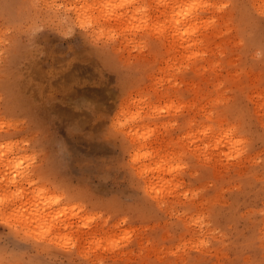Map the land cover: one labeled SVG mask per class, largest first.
I'll list each match as a JSON object with an SVG mask.
<instances>
[{
  "label": "rangeland",
  "instance_id": "rangeland-1",
  "mask_svg": "<svg viewBox=\"0 0 264 264\" xmlns=\"http://www.w3.org/2000/svg\"><path fill=\"white\" fill-rule=\"evenodd\" d=\"M177 1L0 0V264H264V0Z\"/></svg>",
  "mask_w": 264,
  "mask_h": 264
},
{
  "label": "bare ground",
  "instance_id": "bare-ground-1",
  "mask_svg": "<svg viewBox=\"0 0 264 264\" xmlns=\"http://www.w3.org/2000/svg\"><path fill=\"white\" fill-rule=\"evenodd\" d=\"M118 1H119V0H118ZM175 1H176V2H179V1H177V0H175ZM176 2H175V3H176ZM175 3L172 5V7H174ZM180 3H181V2H180ZM117 4H118V3H117ZM201 4H202V2H201ZM88 5H89V4H88ZM103 5L106 6V3L103 4ZM120 5H121V4H120ZM176 5H177V4H176ZM181 5H182V3H181ZM196 5H197V4H196ZM89 6H91V5H89ZM105 6H103V7H105ZM111 6H112V5H111ZM111 6H108V7L110 8ZM178 6H179V3H178ZM178 6H177V10H178L179 13L177 12V10H176L175 8H172V9H175V10H174V12H176L175 16L180 20V19L182 18L183 8H181V6H179V7H178ZM186 6H187V5H186ZM186 6L184 7V5H182V7H184V12H188V13H189V11L185 10ZM197 6H199V4H198ZM85 7H86V8H83V11H86V9H87V5H85ZM188 7H189V6H188ZM188 7H187V8H188ZM105 8H107V6H106ZM116 8H118V7L116 6ZM180 8L182 9V11H179ZM187 8H186V9H187ZM197 8H198V7H197ZM77 9H78V8H77ZM107 9H108V8H107ZM118 9H119V8H118ZM181 9H180V10H181ZM188 9H190V8H188ZM81 10H82V9H81ZM81 10H80V11H81ZM109 11H110V9H109ZM111 11H112V10H111ZM172 11H173V10H172ZM192 11H193V10H192ZM107 12H108V11H107ZM181 12H182V13H181ZM84 13H85V12H84ZM84 13H83V14H84ZM100 13H101V11H100ZM102 13H103V11H102ZM110 13H111V12H109V15H111ZM113 13H114V12H113ZM177 13L180 14L179 17L177 16V15H178ZM191 13H192V12H190L189 14H191ZM80 14H81L82 16H85V15H86V13L83 15L82 12H81ZM106 14H107V13H104V17H105ZM186 14H187V13H186ZM186 14L183 13V15H186ZM189 14H188V15H189ZM193 14H194V13H193ZM87 15L90 16V14H88V12H87ZM101 15H102V14H101ZM89 16H87L86 18H87V19H88V18L90 19L91 17H89ZM99 16H100V15H99ZM189 16H190V15H189ZM79 17H81V16L79 15ZM96 17H98V16H96ZM102 17H103V16H102ZM176 17H175V18H176ZM183 17H184V16H183ZM187 17H188V16H187ZM191 17H192V15H191ZM194 17H195V16H194ZM194 17H192V20H191L192 23H193V24H192L193 26L190 24V26L192 27L193 31H194V29L196 30V28L199 27V22L202 20V19H201V20H198L199 22H197L196 25H194V23H195V22H193V20H195V19H193ZM82 18L84 19V17H81V19H82ZM93 18H94V20L96 19L95 16H94ZM93 18H91L92 20L90 19L91 22L87 21V22H88V25H89V24L91 25L92 23H96V22H97V21H96V22H92V21H93ZM118 18H119V17H117V20H118ZM137 18H138L139 21L136 20ZM137 18H136L135 20L138 21V23H139V22H141V23H144V22L147 23V22H146V19H145L144 21H140L141 19L146 18V16H143V18H142V15H141L140 17H137ZM175 18H174V19H175ZM177 18H176V20H178ZM200 18H201V17H200ZM83 19H82V21L85 20V19H84V20H83ZM97 19H98V18H97ZM103 19H104V18H103ZM184 19H185V18H184ZM186 19H187V18H186ZM98 20H100V19H98ZM101 20H102V19H101ZM176 20L172 22L173 25L171 24V26H175V29H176V24H175V23H176ZM179 20H178V21H179ZM182 20H183V19H182ZM103 21H104V20H102V24H103ZM118 21H119V20H118ZM127 21H129V19H128ZM127 21H126V22H127ZM188 21H190V20H188ZM191 21H190V22H191ZM99 22H100V21H99ZM104 22H105V21H104ZM131 22H132V21H131ZM131 22H130V23H131ZM152 22H153V21H152ZM152 22H151V23H152ZM184 22H185L184 20H183L182 22H180V24L177 22V29H176V30H174V27H173V30L178 32V34H177V32L175 33V37L177 38V36H178L179 39H180V37H183V41H184V39H186V37H188V36L186 35V34H187L186 32H185V34H183V33H184V32H182L183 29H186L185 31H188V30H189V33H190V34L192 33V32H190V31H191V28L189 29V27H190L189 24H188L187 22H185L186 24H188V25H186ZM190 22H189V23H190ZM81 23L86 24V23H84V22H81ZM141 23H140V24H141ZM145 23H144V24H145ZM151 23H150V24H151ZM183 23H184L185 26L183 25ZM201 23H202V22H201ZM99 24H100V23H99ZM102 24H100V26H102ZM140 24H139V25H140ZM178 24H179V25H182L181 27H184V28H182V30L179 29V30H181L182 35H180L181 32L178 30ZM127 25H129V24H127ZM200 25H202V24H200ZM203 25H204V24H203ZM203 25H202V26H203ZM95 26H97V23L95 24ZM100 26H99V27H100ZM103 26H104V25H103ZM162 26H163V27H162ZM162 26H161L162 28L160 29L161 32L164 30V28L166 27V25H165V26L162 25ZM169 26H170V25H169ZM171 26H170V27H171ZM202 26H201V28H202ZM204 26H205V25H204ZM148 27H149V26H148ZM167 27H168V26H167ZM167 27L165 28V30L167 29ZM187 27H188V29H187ZM96 28H97V27H96ZM104 28L106 29V27H104ZM104 28L102 27V30H101L102 32H103V29H104ZM199 28H200V27H199ZM199 28H197V29H199ZM201 28H200V29H201ZM100 29H101V27H100ZM100 29H98V31H99ZM105 29H104V30H105ZM165 30H164V31H165ZM101 31H100V32H101ZM164 31H163V32H164ZM197 31H199V30H197ZM197 31H196V34H198ZM179 33H180V34H179ZM189 33H188V34H189ZM194 33H195V32H194ZM108 34H109V33H108ZM190 34H189V38L192 39V40H194V39L192 38L193 35L190 36ZM176 35H177V36H176ZM185 35H186V37L184 38ZM189 38H188V39H189ZM194 38H196V37H194ZM197 38H198V37H197ZM179 39H176V40H179ZM188 39L185 40V41H186V44H187V42H188ZM190 39H189V40H190ZM181 40H182V39H180V42H181ZM192 40H190V41L192 42ZM196 40H197V39H196ZM183 41H182V42H183ZM190 41H189V42H190ZM180 42H178V44H179ZM193 42H194V41H193ZM193 42H192L191 44H193ZM195 42H198V41H195ZM188 44H189V43H188ZM181 45H182V44L180 43L179 46H180V48L182 47L181 49L184 50V48H187V47H186L187 45H185V43L183 44V46L185 45L184 48H183V46H181ZM195 45H196V43H195ZM190 46H191V45H190ZM193 46H194V44H193ZM193 46H191V47H193ZM187 49H188V48H187ZM187 49H185V51H186ZM185 51H184V52H185ZM139 100H140V99H139ZM136 101H137V100H136ZM133 102H134V101H133ZM133 102H132V103H133ZM134 103H135V102H134ZM134 103H133V104H134ZM136 103L138 104V102H136ZM136 103H135L134 105H136ZM132 112H133V111H131V113H132ZM124 113H125V112H124ZM124 113H123V115H124ZM126 113H127V112H126ZM135 113H136L135 115H137V117H138L139 113H138V112H135ZM129 114H130V113L128 112L126 118H129V119H130V118H131L130 115L132 116V115H134V114H133V113L130 114V115H129ZM135 115H134V116H135ZM128 116H129V117H128ZM132 117H133V116H132ZM133 118H135V117H133ZM129 119H128V120H129ZM130 120H131V119H130ZM128 122H131V121H128ZM123 124H124V123H123ZM125 124H126V123H125ZM133 124H135V123H133ZM129 126H131V125H129ZM205 131H206V130H205ZM205 131H204V132H205ZM146 132H148V131H146ZM202 132H203V131H202ZM204 132H203V133H204ZM144 133H145V132H144ZM225 133H226L227 135H228V134H230V135H233V134H234V133H232L231 128H228V130H226V132H224V134H225ZM146 134H147V133H146ZM135 136H136V135H135ZM139 136H140V135H139ZM139 136H136L135 139L138 138ZM142 136H143V138L145 137V136L143 135V133H142V135H141V138H142ZM146 137H147V136H146ZM225 137H226V135H225ZM17 192H19V194H20V191H17ZM7 194H8V193H7ZM9 194H10V193H9ZM9 194L7 195L6 199H9L10 197L12 198V196L9 195ZM11 194H12V193H11ZM13 195H14V194H13ZM16 195H17V194H15V196H16ZM21 195H22V194H21ZM21 195H20V196H21ZM3 196H4V195H3ZM20 196H19V197H20ZM2 198H5V197H2ZM15 198L17 199V197H15ZM20 198H21V197H20ZM6 199H5V200H6ZM16 199H15V200H16ZM18 199H19V198H18ZM10 200H11V199H10ZM21 200H22V199H21Z\"/></svg>",
  "mask_w": 264,
  "mask_h": 264
},
{
  "label": "snow or ice",
  "instance_id": "snow-or-ice-1",
  "mask_svg": "<svg viewBox=\"0 0 264 264\" xmlns=\"http://www.w3.org/2000/svg\"><path fill=\"white\" fill-rule=\"evenodd\" d=\"M81 27H83V25H81Z\"/></svg>",
  "mask_w": 264,
  "mask_h": 264
}]
</instances>
